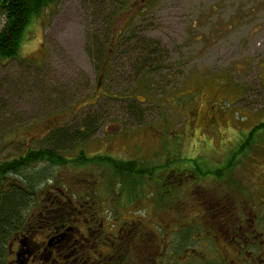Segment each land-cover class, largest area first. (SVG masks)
<instances>
[{"label":"rangeland","instance_id":"374dc122","mask_svg":"<svg viewBox=\"0 0 264 264\" xmlns=\"http://www.w3.org/2000/svg\"><path fill=\"white\" fill-rule=\"evenodd\" d=\"M119 6L58 0L26 26L18 55L0 60V160L55 145L84 162L29 172L88 185L92 172L102 180L110 172L85 159L150 158L156 148L160 166L174 157L169 170L186 169L197 156L221 159L217 167L231 160L212 189L264 191V127L236 155L264 123V0H130L104 65L109 16L127 9ZM3 22L0 15V28ZM86 118L90 137L47 138L82 129Z\"/></svg>","mask_w":264,"mask_h":264},{"label":"flooded vegetation","instance_id":"af4514ba","mask_svg":"<svg viewBox=\"0 0 264 264\" xmlns=\"http://www.w3.org/2000/svg\"><path fill=\"white\" fill-rule=\"evenodd\" d=\"M149 155L106 156L136 169L103 163L109 175L94 171L88 185L47 180L13 228L3 264H264V191L212 189L229 159L217 167L221 159L197 156L169 170L174 157L160 166L156 148Z\"/></svg>","mask_w":264,"mask_h":264},{"label":"trees","instance_id":"16d2710c","mask_svg":"<svg viewBox=\"0 0 264 264\" xmlns=\"http://www.w3.org/2000/svg\"><path fill=\"white\" fill-rule=\"evenodd\" d=\"M55 1L58 0H14L15 5L13 7L9 6L7 0L4 1L6 6L1 9V15H3L5 23L0 28V60L13 59L18 55L26 26ZM112 1H117L120 8L126 6L127 9L117 16L114 13L109 16L108 22L111 28H109L108 41H106L107 50L104 54V65L111 61L115 53L114 48H117L115 46L125 27L122 25L116 32V20H120L125 13L128 14L132 9L129 6L130 0ZM119 46H121L120 43ZM141 55L142 57L145 56L146 60L148 54L142 51ZM259 127H264V123L254 126L248 132L247 140L239 147L236 155L244 151ZM94 131L93 122L86 118L82 129H74L72 133L64 137H58L55 133H51V135H47V138L58 139L59 143H62V140L70 143L71 140H84L90 137ZM62 149L55 145L54 147L34 148L27 150L17 158L0 160V264H3L6 242L13 228L21 223L20 219L24 217L25 210L37 199L42 186L45 185L44 179L46 177L43 172H29V169L43 163L67 167L72 163L80 165L84 162V156H79L73 160L64 158L61 155ZM85 160L93 163H107L118 171L134 172L136 169L131 163L112 160L101 155Z\"/></svg>","mask_w":264,"mask_h":264},{"label":"water","instance_id":"95a60500","mask_svg":"<svg viewBox=\"0 0 264 264\" xmlns=\"http://www.w3.org/2000/svg\"><path fill=\"white\" fill-rule=\"evenodd\" d=\"M122 17H124V16H122Z\"/></svg>","mask_w":264,"mask_h":264}]
</instances>
